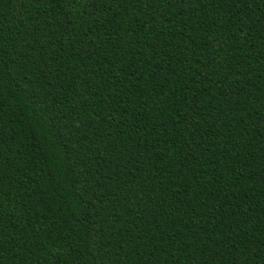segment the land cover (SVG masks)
Listing matches in <instances>:
<instances>
[{
    "label": "trees",
    "instance_id": "16d2710c",
    "mask_svg": "<svg viewBox=\"0 0 264 264\" xmlns=\"http://www.w3.org/2000/svg\"><path fill=\"white\" fill-rule=\"evenodd\" d=\"M0 264H264V0H0Z\"/></svg>",
    "mask_w": 264,
    "mask_h": 264
}]
</instances>
